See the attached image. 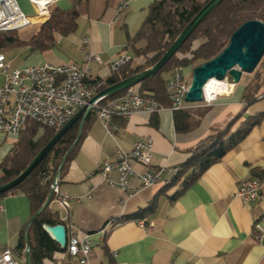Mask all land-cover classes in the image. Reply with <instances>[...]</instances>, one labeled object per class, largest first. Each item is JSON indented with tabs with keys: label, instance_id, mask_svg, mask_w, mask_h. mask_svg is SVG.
Masks as SVG:
<instances>
[{
	"label": "crops",
	"instance_id": "0c3cea01",
	"mask_svg": "<svg viewBox=\"0 0 264 264\" xmlns=\"http://www.w3.org/2000/svg\"><path fill=\"white\" fill-rule=\"evenodd\" d=\"M16 1L30 19L28 26L44 22L54 7L75 8L78 12L72 33L55 34L53 46L31 52L30 59L21 65L77 63L87 70V81L100 88L113 73L110 63L121 54L138 63L143 61L128 43L144 21L148 6L158 0H128L117 19L116 8L122 0H54L41 15L29 0ZM142 44L140 41L136 45ZM88 53L98 55L100 62L87 61ZM190 72L187 67V80ZM169 74L163 77L167 80ZM256 85L251 89L256 90L255 99L249 104L244 99L246 84L240 81L235 87L228 85V92L218 93L210 104L186 102L185 109L192 114V128L187 132L175 130L173 111L167 107L153 114L114 118L118 129L112 134L95 113L85 117L84 133L58 177L59 193L71 197L69 206L60 207L54 194L48 206L66 229L73 223L79 235H90L86 264H264V235L257 227L264 228V78ZM237 115L233 128L247 116L262 117L244 139L176 197L172 195L179 181L170 184L174 175L167 184L144 189H139V181L131 176L128 182L137 190L130 191L105 184L96 170L103 161H114L119 150L130 151L141 136L152 140L149 169L179 166L188 157L189 148ZM7 138L0 133V150L5 149L0 152V162L17 140ZM134 167L144 168L138 164ZM111 176L116 178L117 172L112 171ZM249 178L262 182V196L244 203L234 192L240 181ZM152 201L154 210L142 219L125 218ZM0 205V253L9 247L19 264H26L24 230L32 216L29 199L13 192L2 196ZM44 263L79 264L76 258L61 252Z\"/></svg>",
	"mask_w": 264,
	"mask_h": 264
},
{
	"label": "trees",
	"instance_id": "16d2710c",
	"mask_svg": "<svg viewBox=\"0 0 264 264\" xmlns=\"http://www.w3.org/2000/svg\"><path fill=\"white\" fill-rule=\"evenodd\" d=\"M209 0H158L148 6L147 15L128 45L133 48L135 56H141L142 62L131 58L127 63L113 70V73L102 83L101 89L110 84L127 78L154 65L169 48L182 29L198 13ZM78 12L75 8L61 10L51 9L49 17L37 26V30L27 39L10 35L11 31L0 32V49L4 52L10 49L26 47L33 52L44 51L54 45L55 34L66 36L72 33L77 25ZM250 19L261 20L264 23V0H223L195 27L188 38L169 58V60L151 77L139 82L143 93L152 95L160 103L167 105L164 84V73L170 72L175 65L192 68L218 55L228 44L232 33L244 22ZM143 44L137 46V42ZM262 66L261 77L264 78V54L257 66ZM191 79V78H190ZM189 79V80H190ZM261 78L259 79V81ZM258 87V83L256 85ZM125 89L113 93L107 98L121 94ZM256 90L244 93L246 104L255 99ZM94 111L91 109L86 117ZM191 112L187 109L173 111L174 127L177 132H187L192 128ZM262 115L247 116L238 126L233 128L239 115L230 119L220 130L209 134L195 146L187 150L188 157L179 165V171L174 174L171 185L179 181V188L172 195L176 197L212 164L222 157L242 139L261 120ZM79 128V122L74 123L55 143L48 154L34 167L31 172L14 188L1 193L0 198L9 193L21 192L30 202L32 215L44 203L50 185L53 181L59 163L69 147L74 142ZM60 128L46 127L36 122L27 121L22 128L11 150L0 162V184L16 177L44 147ZM84 133L82 125L77 142L69 151L61 171L74 154ZM155 208V202L125 217L126 219H142L145 214ZM64 224L46 206L30 223L28 227L29 253L32 264H45L44 260L52 258L55 252L66 253L44 230L43 224ZM22 238V236H21ZM23 245V241H21Z\"/></svg>",
	"mask_w": 264,
	"mask_h": 264
},
{
	"label": "built area",
	"instance_id": "2783aa9c",
	"mask_svg": "<svg viewBox=\"0 0 264 264\" xmlns=\"http://www.w3.org/2000/svg\"><path fill=\"white\" fill-rule=\"evenodd\" d=\"M36 8L38 15L47 12V6L54 0H29ZM128 4L122 0L116 8L114 19H117ZM30 24V19L20 9L16 0H0V32L21 29ZM87 42L84 38L83 44ZM87 61L100 57L87 54ZM130 56L121 54L110 63L112 70L118 69L130 60ZM87 70L73 62L53 64H24L12 67L0 49V133L18 138L27 121L36 122L46 127L61 128L67 121L99 92L95 83L87 81ZM190 81L186 79L184 66L172 67L164 84L167 105L161 104L152 95L143 93L139 84L126 88L121 94L107 98H98L91 109L109 134L118 129L113 123L114 118H129L138 113L153 114L165 107L171 111L185 108V95ZM226 91H228V84ZM225 92V91H224ZM218 93L207 96L203 90V101L210 104ZM152 160V140L149 137H138L130 151L119 150L114 161H103L97 167L105 184L120 187L123 190H137L128 182L135 176L139 181V189L149 188L157 184H167L171 176L179 171V166L149 169ZM143 166L137 170L134 165ZM116 171L113 178L111 172ZM53 187L56 201L62 208L69 206L71 197L61 194L57 184ZM235 197L244 203L259 199L262 196V182L256 178L240 181ZM73 199H78L73 197ZM2 205H0V210ZM141 223L142 220H140ZM257 227L264 235V228ZM66 253L77 259L79 264H86L91 250V240L88 233L78 234V228L73 223L66 229ZM0 264H19L14 251L5 247L0 253Z\"/></svg>",
	"mask_w": 264,
	"mask_h": 264
},
{
	"label": "water",
	"instance_id": "95a60500",
	"mask_svg": "<svg viewBox=\"0 0 264 264\" xmlns=\"http://www.w3.org/2000/svg\"><path fill=\"white\" fill-rule=\"evenodd\" d=\"M223 0H209L198 13L189 21V23L182 29L176 39L172 42L169 48L163 53L158 61L151 67L133 74L127 78L110 84L100 90L90 101L89 104L81 107L60 129L56 131L53 137L42 147V149L32 158L30 163L13 179L8 182L0 184V194L14 188L19 182H21L31 170L38 165V163L48 154L55 143L61 138V136L79 121V128L77 136L69 147L65 155L62 157L55 176L52 181V185L58 184V177L65 159L77 142L83 121L89 111L91 110L94 102L100 97H107L113 93L119 92L130 86L139 84L145 78L153 76L178 50L183 42L188 38L190 33L195 27ZM264 54V23L261 20L250 19L241 24L231 35L228 44L222 49V51L213 57L212 59L205 61L204 63L192 68L191 79L188 90L185 95L186 102H201L203 101V90L205 84L211 78L217 80H224L230 78L233 83L240 81L242 73H251L259 63L261 57ZM53 197V187L49 188L48 195L44 203L35 211L25 225L24 241L26 245L25 249V262L26 264H32L29 253V241H28V227L32 220L49 205ZM44 230L50 235V237L64 249L66 246V227L63 224H43Z\"/></svg>",
	"mask_w": 264,
	"mask_h": 264
},
{
	"label": "rangeland",
	"instance_id": "374dc122",
	"mask_svg": "<svg viewBox=\"0 0 264 264\" xmlns=\"http://www.w3.org/2000/svg\"><path fill=\"white\" fill-rule=\"evenodd\" d=\"M36 30H37V27L35 25H31V26L23 27L21 29L14 30L13 32H10V35L18 36L22 39H27ZM4 52H5V56H6L7 60L9 61V63L11 64L12 67L19 66V65L25 63V61H28L30 59V54H31L30 50L26 47L10 49V50L4 51ZM261 69H262V66L258 65L254 68V70L251 73H242V76L240 78V83L246 84L245 92L251 90L253 88V85H256L259 82L260 78L262 79ZM184 71L186 73V71H187L186 66H184ZM187 77H188V79L191 78V72H190V74L187 73ZM222 81H224L228 85L233 84L234 87L236 85H238V83H239V82L233 83L230 78L224 79ZM227 92L228 91L217 92V93H227ZM8 137L9 138H7V140H9V141H14L16 139V138L11 137V136H8ZM4 151H5V149H4V147H2L0 152L4 153Z\"/></svg>",
	"mask_w": 264,
	"mask_h": 264
},
{
	"label": "bare ground",
	"instance_id": "6f19581e",
	"mask_svg": "<svg viewBox=\"0 0 264 264\" xmlns=\"http://www.w3.org/2000/svg\"><path fill=\"white\" fill-rule=\"evenodd\" d=\"M226 91V84L224 81L211 78L205 84V92L207 96H211L212 93Z\"/></svg>",
	"mask_w": 264,
	"mask_h": 264
}]
</instances>
